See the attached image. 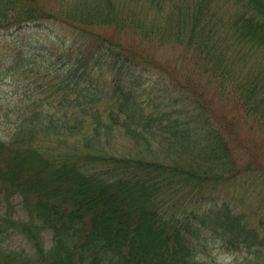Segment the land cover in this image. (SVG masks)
<instances>
[{
  "label": "trees",
  "instance_id": "16d2710c",
  "mask_svg": "<svg viewBox=\"0 0 264 264\" xmlns=\"http://www.w3.org/2000/svg\"><path fill=\"white\" fill-rule=\"evenodd\" d=\"M43 1L0 0V30L49 20L79 30L92 46L88 55L95 65L111 73L116 100L106 125L96 116L94 137H83L84 150L72 145L48 156L38 145L42 136L74 132L84 123L80 118L75 127L65 125L67 120L57 125L42 111L23 117L9 140L0 139V193L19 195L27 214L26 221L0 217V264H209L199 258L207 233L226 251H246V264H264V227L263 233L259 227L247 229L243 215L224 203L208 207L204 201L208 184L251 170L233 156L234 128L211 109L203 85L168 75L148 50L154 40L181 48L197 75L216 81V97L236 102L244 117L264 129V56L256 68L250 64L251 55L264 49V0H234L241 10L225 26L234 44L228 58L212 43L223 24L207 10L206 0H55L57 11ZM79 62L81 69L87 66L82 57ZM144 70L170 76L180 98L170 103L184 111L149 107L132 94L130 89L146 83L157 89ZM77 71L71 69L65 80L73 82ZM45 84L57 94L64 91L60 83ZM67 98L63 93L62 102ZM85 106L80 104V114L94 118ZM117 128L139 148L146 145L145 152L109 151L108 139ZM152 145L161 153L149 150ZM46 230L52 233L49 250L42 238ZM10 233L21 235L30 250L3 248Z\"/></svg>",
  "mask_w": 264,
  "mask_h": 264
},
{
  "label": "rangeland",
  "instance_id": "374dc122",
  "mask_svg": "<svg viewBox=\"0 0 264 264\" xmlns=\"http://www.w3.org/2000/svg\"><path fill=\"white\" fill-rule=\"evenodd\" d=\"M119 1L117 0V2ZM206 1L207 10L217 14L223 24L221 28L213 32L212 43L219 51L225 53L227 58L231 57V49L234 48V44L231 32L229 29L225 30V26L229 25L228 22L232 21L239 13L241 10L240 6L234 3V0ZM43 3L48 10L57 11L59 9V4H56L55 0H44ZM149 23L150 20H148V25ZM93 31L100 32L101 28L94 27ZM87 39L74 27L54 20L40 24L23 25L10 30H0L1 140H9L14 133L16 125L23 120V117H30L33 111L37 113L42 111L44 117L50 116L48 119L57 125L64 124L67 120L68 123L65 125L70 127L78 126L80 118H82L84 127L78 128L77 131H75L76 128H74V132H72V129H67L68 131H60L57 134L51 133L41 137L38 143L39 147L48 156H57L59 153L73 147L72 145L81 147L82 150L86 148L83 137L85 135L88 138L93 136V123L96 121V116L103 125L109 122L108 115L114 108V100H116L110 84L111 73H108L104 65L102 67L95 65L94 56L91 53L88 55V49H92V46ZM162 43L157 40L151 42L148 50L152 51L154 59L167 68L168 75L180 80L184 78L193 79L194 84L204 86L203 89L207 91V98L211 100V109L216 115H219L220 120L227 123L230 122L231 125L229 127L234 128L233 134H235L238 141H235L232 149L233 156L239 163L238 165L244 167V165L249 163L251 167L248 173L244 172L234 179L216 186L208 184L205 189L207 191L203 195L205 196L204 201L207 202L205 205L211 207L216 203H224L233 213L244 216V225L247 229L252 230L259 227L257 230L263 233L264 129L257 122L244 117L240 113L236 102L223 97H216V81L214 79L209 80V76L197 75L193 62L182 58L181 48L174 47L172 44L168 45L167 42ZM91 56L93 59H90ZM263 56L264 49L257 54L251 55L250 64L256 68ZM81 57L87 65L82 69V63L79 62ZM237 58L239 59L240 55ZM74 68H77L78 71L74 80L72 79L73 82L65 80L68 72ZM148 69L152 70V68ZM155 71L144 70L143 77L150 79L152 84L156 81L157 89H154L153 85L146 83L145 87L142 86L140 89H130L132 94L139 96V100L143 103H150L149 107L157 104L161 109L184 111L181 104L170 103V100L174 102L175 97L179 98L174 90L175 88L173 89L172 87L170 76L168 77L166 74V77L162 75L159 77V72ZM3 76H5L4 79H2ZM67 81L69 86H67ZM45 83H49V86L62 83L61 87L64 88V91L57 94L56 89H46ZM63 93L68 94L67 99H69V102H62ZM79 103L86 104L85 107L88 109L89 115L93 112L94 118L90 116L84 117L83 112L80 114ZM68 108H71V110L67 111ZM95 111L99 115L101 114L102 120L96 115ZM40 120L37 122H40ZM98 133L101 137V130ZM101 138V141L105 144L107 136L102 135ZM108 140L109 147L113 148V150L109 151L118 154L132 156L136 155L141 149L146 148V145H140L139 148L138 144H135L126 135L123 128L112 133ZM64 141H66V144H62ZM93 143L95 145V141ZM109 147L106 145V149ZM148 149L156 152V155L161 153L159 152L160 149L157 151L154 145L148 147ZM143 151L145 152V149ZM75 152L72 151L74 155H76ZM142 155H144L143 152ZM5 200L9 201V206ZM7 214H10L14 222L27 220L21 197L11 193L9 190L2 189L0 193V217L6 218ZM42 238L44 248L49 250L52 245V233L46 230L42 233ZM204 238L205 242L202 240L200 244H203L202 247L205 248L199 254V258L203 261L209 264L247 263L246 251H226L224 249L225 244L215 240L210 233H207ZM3 248L7 251L30 250L27 241L16 233L9 234L3 244Z\"/></svg>",
  "mask_w": 264,
  "mask_h": 264
}]
</instances>
